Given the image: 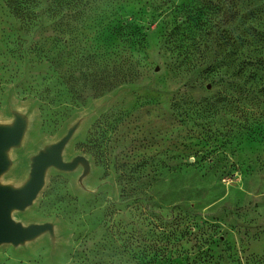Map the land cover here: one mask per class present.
<instances>
[{"label":"rangeland","instance_id":"obj_1","mask_svg":"<svg viewBox=\"0 0 264 264\" xmlns=\"http://www.w3.org/2000/svg\"><path fill=\"white\" fill-rule=\"evenodd\" d=\"M30 10L0 0V114L31 125V169L71 131L63 160L87 161L13 210L58 244H0V264H264V0Z\"/></svg>","mask_w":264,"mask_h":264},{"label":"water","instance_id":"obj_2","mask_svg":"<svg viewBox=\"0 0 264 264\" xmlns=\"http://www.w3.org/2000/svg\"><path fill=\"white\" fill-rule=\"evenodd\" d=\"M10 126L0 127V174L7 169L6 150L22 140L24 127H26L24 123ZM73 134L74 132L71 131L59 142L35 157L30 171V179L24 186L12 188L0 185V244L12 243L19 245L37 237L50 228V224H33L26 227L14 220L12 210H23L34 203L46 184L47 169L50 166L72 170L81 161H87L83 155L76 156L72 162L63 160V150L72 139Z\"/></svg>","mask_w":264,"mask_h":264},{"label":"bare ground","instance_id":"obj_3","mask_svg":"<svg viewBox=\"0 0 264 264\" xmlns=\"http://www.w3.org/2000/svg\"><path fill=\"white\" fill-rule=\"evenodd\" d=\"M104 101H101L98 105L102 106ZM15 120L13 114L10 112H5L0 114V127H5L11 125ZM28 126V133L26 137L22 140V144L19 147L13 148L7 152L10 157V162L7 169L0 174V185L2 186H14L21 187L24 186L30 179V164L27 161L28 156L36 153V144L32 140H28L31 125ZM13 212V210H12ZM59 242V229L57 226L54 227L52 232L46 231L38 235L37 237L28 240L26 243L27 249L31 252L39 247L41 244H47L49 247L57 245ZM43 248V246H40ZM25 260V258H19L17 261Z\"/></svg>","mask_w":264,"mask_h":264},{"label":"trees","instance_id":"obj_4","mask_svg":"<svg viewBox=\"0 0 264 264\" xmlns=\"http://www.w3.org/2000/svg\"><path fill=\"white\" fill-rule=\"evenodd\" d=\"M6 3L14 10V13L22 18L28 16L31 12L32 3L35 0H5Z\"/></svg>","mask_w":264,"mask_h":264}]
</instances>
